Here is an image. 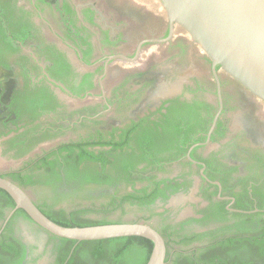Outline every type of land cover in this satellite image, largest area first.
Masks as SVG:
<instances>
[{"label":"flooded vegetation","instance_id":"1","mask_svg":"<svg viewBox=\"0 0 264 264\" xmlns=\"http://www.w3.org/2000/svg\"><path fill=\"white\" fill-rule=\"evenodd\" d=\"M155 3L0 0V18L17 35L9 43L12 51L0 52V176L12 181L6 174L30 162L24 173L38 182L18 186L34 204L66 214L120 205L112 215L153 227L171 241L170 254L178 249L183 254L196 250V255L219 252L230 262L264 264V255L258 256L261 240L264 246V102L219 66L217 84L211 61L185 30L175 25L169 37L165 12ZM150 39L166 40L145 42ZM137 51L133 61L119 57L133 58ZM60 56L67 70L57 64ZM41 107L50 109L32 120ZM175 123L191 132L184 149L160 154L158 168L138 164L141 170L147 167L140 174L145 179L135 177L133 185L115 176L109 185L83 183L84 177H96L94 162L80 163L67 178L63 169L75 164L73 156L62 168L40 166V158L62 144L118 141L126 130H133L132 136L143 129L161 133ZM58 153L63 162L66 151ZM155 181L163 193L151 202L124 199L141 196L138 190L145 187L149 193ZM219 205L225 213L219 214ZM17 210L0 194V234L24 249L23 264L41 259L53 264L57 240ZM236 235L246 245L236 241L231 249L218 248L219 241ZM252 236L258 239L254 243L248 239ZM182 239L190 241L178 245Z\"/></svg>","mask_w":264,"mask_h":264},{"label":"trees","instance_id":"2","mask_svg":"<svg viewBox=\"0 0 264 264\" xmlns=\"http://www.w3.org/2000/svg\"><path fill=\"white\" fill-rule=\"evenodd\" d=\"M8 25L4 18H0V52L12 51V47L9 45L12 38H16L17 35L14 32L9 31ZM11 35V36H9ZM25 37V34L22 38ZM21 39V37H18ZM59 62V63H58ZM57 64L61 69H68L69 64L66 63L65 59L60 56L57 59ZM91 75V74H88ZM36 106L40 105L38 102H34ZM50 108L41 107V110L37 115L33 117L32 120L36 119L40 114H43L46 110ZM44 110V111H43ZM189 122V121H188ZM187 121L183 123H188ZM188 125V124H187ZM220 123L217 122V126ZM222 130V129H221ZM221 130L218 131V135L221 134ZM133 130L124 131L118 141L114 140H97V141H86V142H70L62 144L58 147V152L66 151V155H62V161H59V155L57 151H52L49 154L44 155L40 158V166L51 168L52 164L56 163L61 168L64 167V161L70 159L71 156L74 157L75 164L68 165L63 169L67 172V178H69L70 170L78 169L77 165L82 162L95 163L94 175L96 177H84L82 179L83 183L92 182L99 185H109L113 182L112 177L115 176L118 180H123L127 183L133 185L135 177L136 179L142 181L145 179L143 175L146 166L141 170L137 168L138 164L146 163L148 167H159L161 160L163 159L160 154H164L171 149H174V153L181 152L184 149V144L188 142L189 136L191 135L190 130L182 129L178 124H172V126L167 125L161 133L157 130L143 129L138 134L130 135ZM100 133V132H99ZM213 138V137H212ZM199 139V138H198ZM196 139V140H198ZM129 141H133L129 143ZM93 146L108 147V149H90ZM57 152V153H55ZM56 154L51 161L47 158L50 155ZM110 157L112 159H110ZM36 164V163H35ZM96 165L99 166L97 170ZM29 166L31 163L28 162L20 170L16 172H9L6 174L13 182H15L20 187L24 188L27 185H33L38 180L32 178V174H26L24 172L29 171ZM71 167V168H70ZM113 172V174H112ZM150 178L149 176H147ZM163 182V181H162ZM160 181L151 182L152 189L149 193H146V187L138 190L142 195L129 194L124 197L125 200L132 198L133 202H137L142 205L151 202L152 199L158 195L160 192L163 193L159 188ZM138 191H135L138 192ZM0 194L5 199L6 206H14L13 200L10 196L0 189ZM123 199V200H124ZM39 210L53 222L65 226V227H84L92 225H100L107 223H119L120 220H109L108 215H111L116 208H120V205H110L104 207L103 205L98 208H83L76 209L69 214L65 211H55L50 205L46 203H35ZM219 214H223L226 211L223 209L222 205H219ZM88 212H94L101 214L98 219H92L90 217H84ZM15 213H21L28 218L26 213L19 209ZM0 213V217H1ZM264 234L261 233L260 236ZM202 236V235H200ZM199 236V238H200ZM258 236V237H260ZM169 237V234L164 236ZM195 238V237H192ZM248 239H253L250 243H254L257 239L256 236H252ZM50 240H57V244L54 246V262L53 264H145L148 260L152 249V242L146 238L139 236H124L108 239L99 240H70L66 238H61L53 234L50 235ZM244 238L236 235V238H228L218 242L219 249H231V245H234L236 241H240V245H246L244 243ZM190 240L182 239L179 243H187ZM165 247L167 249L165 255V264H244L240 263L237 259L229 261L230 257L227 259L219 252L210 253L209 255H196V250H193L187 254H183V250H175L172 254L169 253L172 243L170 240H166ZM262 245L259 246V255H264L263 240H261ZM237 245V244H236ZM235 245V246H236ZM172 250V249H171ZM217 251V250H214ZM24 260V249L17 246L14 242L8 241V238L4 237L3 233L0 234V264H23Z\"/></svg>","mask_w":264,"mask_h":264},{"label":"water","instance_id":"3","mask_svg":"<svg viewBox=\"0 0 264 264\" xmlns=\"http://www.w3.org/2000/svg\"><path fill=\"white\" fill-rule=\"evenodd\" d=\"M158 1L168 21L169 37L175 25L185 30L211 61L212 73L217 84L216 66H219L232 79L264 102V0ZM166 39H150L145 42H160ZM137 56L138 51L133 58L122 55L119 57L133 61ZM216 118L217 116L209 128L208 138L215 126ZM0 189L10 196L15 209H22L33 222L55 236L76 241L124 236L143 237L152 242V249L145 264H165V242L148 224L119 222L65 227L46 217L27 193L9 179L0 176ZM36 264H47V261L41 259Z\"/></svg>","mask_w":264,"mask_h":264},{"label":"rangeland","instance_id":"4","mask_svg":"<svg viewBox=\"0 0 264 264\" xmlns=\"http://www.w3.org/2000/svg\"><path fill=\"white\" fill-rule=\"evenodd\" d=\"M158 0H144V3L146 4V3H150L151 4V6H155V2H157ZM152 8V7H151ZM153 9V8H152ZM130 29H133V26L132 25H130ZM189 36V35H188ZM2 167V163H0V168ZM3 168V167H2ZM121 217H123V215L122 214H114V215H112L111 214V216H110V218H108V219H110V220H119V219H121ZM126 218V217H125Z\"/></svg>","mask_w":264,"mask_h":264}]
</instances>
